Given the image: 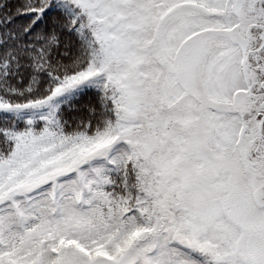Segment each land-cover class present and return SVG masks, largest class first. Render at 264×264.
<instances>
[{"label": "snow or ice", "instance_id": "snow-or-ice-1", "mask_svg": "<svg viewBox=\"0 0 264 264\" xmlns=\"http://www.w3.org/2000/svg\"><path fill=\"white\" fill-rule=\"evenodd\" d=\"M0 264H264V0H0Z\"/></svg>", "mask_w": 264, "mask_h": 264}]
</instances>
